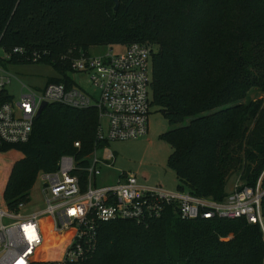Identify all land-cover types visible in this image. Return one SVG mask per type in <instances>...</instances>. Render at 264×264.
I'll return each instance as SVG.
<instances>
[{"label":"trees","instance_id":"1","mask_svg":"<svg viewBox=\"0 0 264 264\" xmlns=\"http://www.w3.org/2000/svg\"><path fill=\"white\" fill-rule=\"evenodd\" d=\"M133 42L156 47L152 104L170 125L160 137L178 189L219 201L234 174L252 184L264 166V98L244 100L252 89L264 93V0H119L116 11L112 0H0L6 62H30L39 51V62L66 73L71 58L93 46ZM96 125L93 109L45 105L27 141L0 145V153L18 155L0 205L27 202L37 174L55 171L62 155L87 165ZM76 173L84 182L86 173ZM88 261L264 264V240L243 218L186 220L167 206L148 225L101 222Z\"/></svg>","mask_w":264,"mask_h":264},{"label":"built area","instance_id":"2","mask_svg":"<svg viewBox=\"0 0 264 264\" xmlns=\"http://www.w3.org/2000/svg\"><path fill=\"white\" fill-rule=\"evenodd\" d=\"M112 46L71 58L66 73L55 70L61 81L48 80L41 92L21 83L17 100L6 89L12 75L0 68V145L27 141L43 102L89 108L97 114L88 164L80 166L73 156L62 155L55 171L39 173L42 208L27 211L28 201L18 203L16 210L0 205V264H90L101 222L120 219L148 225L167 206L186 220L243 218L259 226L264 240V166L252 184L238 178L219 201L184 189L143 185L125 171H118L112 183L96 184L103 168L113 166L108 142L145 136L152 104L151 57L156 47L136 42L119 44V50ZM13 52L24 53L21 47ZM41 58L42 53L35 51L26 60ZM9 59L0 46V62ZM71 73L86 77L91 90L67 78ZM76 171L86 173L84 182Z\"/></svg>","mask_w":264,"mask_h":264},{"label":"rangeland","instance_id":"3","mask_svg":"<svg viewBox=\"0 0 264 264\" xmlns=\"http://www.w3.org/2000/svg\"><path fill=\"white\" fill-rule=\"evenodd\" d=\"M117 45L119 44H113V50L120 49L117 48ZM103 50H105V45L93 46L89 49V52L97 54ZM0 68L12 75L10 83L6 85V89H8L14 100H17L20 96L21 83L37 92H41L50 78L58 76L52 66L39 62H0ZM68 76L84 89L91 90L86 82V77H82L77 73H71ZM257 98H264V93L257 91V89H252L248 94V98L244 101ZM169 128L170 125L167 119L156 105L151 104L148 133L137 139L108 142L107 147L114 154L113 169L107 168L99 178L97 177L96 184L101 185L105 179L108 183H112L118 175L117 171H125L135 174L140 184L148 186L160 185L170 191H177L178 181L174 177L173 172L166 167L170 145L160 137V134ZM17 156V153L12 151L0 153V191L4 185L8 170ZM38 176L39 174H37L36 181L30 190L29 200L25 206L27 211L40 209L44 206ZM238 178V174H234L229 179L226 189L230 190Z\"/></svg>","mask_w":264,"mask_h":264},{"label":"water","instance_id":"4","mask_svg":"<svg viewBox=\"0 0 264 264\" xmlns=\"http://www.w3.org/2000/svg\"><path fill=\"white\" fill-rule=\"evenodd\" d=\"M112 2H113V10L116 11L118 6H119V0H112ZM44 106H45V102H43L40 105V108L38 109L37 114H36V118H38L40 116Z\"/></svg>","mask_w":264,"mask_h":264},{"label":"crops","instance_id":"5","mask_svg":"<svg viewBox=\"0 0 264 264\" xmlns=\"http://www.w3.org/2000/svg\"><path fill=\"white\" fill-rule=\"evenodd\" d=\"M106 169H107V168H103L102 174H103V172H104ZM108 169H113V166H112V167H109ZM117 172H118V171H117ZM100 176H101V175H100ZM100 176H99V177H100ZM99 177H98V178H99ZM114 177H115V176H114ZM98 178H97V179H98ZM109 178H110V177H109ZM103 183H108V182H107L106 179H105V181H104Z\"/></svg>","mask_w":264,"mask_h":264}]
</instances>
